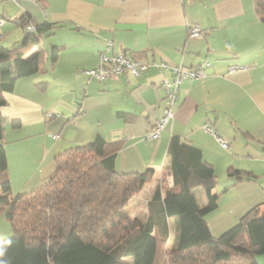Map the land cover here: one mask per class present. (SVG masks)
Wrapping results in <instances>:
<instances>
[{
	"label": "crops",
	"instance_id": "obj_1",
	"mask_svg": "<svg viewBox=\"0 0 264 264\" xmlns=\"http://www.w3.org/2000/svg\"><path fill=\"white\" fill-rule=\"evenodd\" d=\"M41 4L22 2L21 15L28 14L33 25L53 24V32L68 28L76 62L61 61L64 52L52 62L40 49L45 33L39 71L15 83V117L22 121L24 137L5 147L13 192L37 189L53 174L57 155L101 138L120 145L114 159L118 173L153 170L152 183L126 209L130 217L146 221L160 207L155 189L162 201L172 188L165 163L170 140L177 138L200 150L217 180L224 181L213 190L220 195L217 209L205 218L213 236L264 202V24L254 0H66L62 14L50 13L51 21L45 14L38 21L48 0ZM0 16L5 18L3 12ZM191 24L204 36L189 38ZM109 43L110 53L122 51L147 64V71L101 82L90 79L84 72L96 68ZM206 64L203 79H183L173 119L157 140L146 142L162 115V84L172 80L171 69ZM231 67L245 69L230 73ZM205 124L216 136L205 132ZM230 168L254 178L233 185L226 176Z\"/></svg>",
	"mask_w": 264,
	"mask_h": 264
},
{
	"label": "trees",
	"instance_id": "obj_2",
	"mask_svg": "<svg viewBox=\"0 0 264 264\" xmlns=\"http://www.w3.org/2000/svg\"><path fill=\"white\" fill-rule=\"evenodd\" d=\"M34 1L42 7V0ZM254 6L264 24V0H254ZM15 23L24 30L22 43L0 50V215L12 228L11 237L0 243V264H163V252L165 264H258L255 256L264 255V202L213 236L205 217L218 207L214 169L200 150L177 138L170 140L165 163L172 188L162 201L155 189L160 207L146 221L126 209L152 183L153 170L118 173L114 159L120 145L101 138L57 155L53 174L41 186L13 195L1 108L18 80L39 71L42 35L54 29L46 22L33 25L26 13ZM29 25L33 32H25ZM33 48L38 50L30 53ZM51 50L55 62L59 55ZM11 127L19 129L20 121ZM226 176L233 185L254 178L231 168ZM197 189L205 197L202 205Z\"/></svg>",
	"mask_w": 264,
	"mask_h": 264
},
{
	"label": "rangeland",
	"instance_id": "obj_3",
	"mask_svg": "<svg viewBox=\"0 0 264 264\" xmlns=\"http://www.w3.org/2000/svg\"><path fill=\"white\" fill-rule=\"evenodd\" d=\"M65 1L66 0H48V7L44 10V12H39V16L37 17L38 21H43L45 14H46V16H48L49 21H51L50 13L62 14L65 11L64 10ZM2 12L4 13L5 18H4V27L1 28V33H2L1 35L2 36L0 38V50H2V51L12 50V49L17 48L22 43V40L24 37V30L22 28H20L15 23V20L19 18L21 13H23V10L16 7L15 5L7 2V1H3L0 3V15ZM0 18H1V16H0ZM68 30H69L68 28H63V29L59 28V29H56L54 32L50 31L52 33L48 32L47 33L48 35L43 38V44L40 47V49L46 50L49 53V55H51V53H50V51H52L51 49L56 50L58 55L61 54V52H64L65 54H63L61 56L60 60L65 61L66 63L69 64L71 61L76 62V59H74L73 58L74 55H72L70 53L71 52V49H70L71 41L70 40H72L74 35L72 33H70V31H68ZM64 47H65V50H64ZM71 58H73V59H71ZM11 94L9 93V94L5 95V97L7 98V100H6L7 103H6V106L1 108V116L4 118L3 142L5 144V147L14 146L15 144L20 142L18 140H20L24 137L21 134V128L22 127L19 129H13L11 127L12 120H19L22 124L21 119L19 117H15V115H17V113H18V108L16 107V101H15L16 97L14 96V93H11ZM8 95H11L9 100L7 97ZM25 144H27V143H25ZM32 168H33V172H34L36 170V166L34 165V166H32ZM12 177H13V183H15V184L20 183L19 178H17L15 181L13 175H12ZM223 183H224V181L218 179L217 185H216L217 189H219V187H221L223 185ZM17 191H19V190H15L14 192L12 190L13 195H16ZM195 191H196L197 199H198L200 205H202V203L205 202L204 194H203L201 189H197ZM218 191H220V190H218ZM233 226H231V227H233ZM228 229H226V230H228ZM226 230H224L223 232H225ZM11 235H12L11 225L9 222H7L4 219V214H1L0 215V243L4 239L11 237ZM219 235H217L216 237H218ZM170 247H171V242L169 241L166 248L168 249ZM163 253H161V257H159V260L163 261V264H165L166 260L163 257ZM255 260L258 262V264H264V255H256Z\"/></svg>",
	"mask_w": 264,
	"mask_h": 264
},
{
	"label": "built area",
	"instance_id": "obj_4",
	"mask_svg": "<svg viewBox=\"0 0 264 264\" xmlns=\"http://www.w3.org/2000/svg\"><path fill=\"white\" fill-rule=\"evenodd\" d=\"M7 2L15 5L20 8L22 2L26 0H6ZM4 25V19L0 18V38H1V28ZM34 26L29 25L25 28V32H33ZM205 32H203L198 25L191 24L188 27V37L191 39L201 38L203 37ZM111 44L109 43L106 47L105 51L99 55V63L96 68L92 70L85 71L90 79L101 82L111 78H117L121 76H138L141 72H145L148 69L147 64H143L139 61L131 60L124 52L119 51L115 54L110 53ZM157 65V64H155ZM158 67V65H157ZM159 67L163 69L166 68L165 65L161 64ZM208 67V64L203 66H198L191 68L189 70H182L180 67H175L172 70V80L170 82H164L162 87L164 89L165 97H164V108L162 115L155 122L152 130L145 136L146 142H152L157 140L161 133L165 130L168 124L174 117L175 109L178 105L179 101V88L183 81V79H188L190 81L203 79L206 74L205 70ZM242 67H231L229 72H236L240 70H244ZM203 129L206 133L212 134L216 136V131L208 124L203 126ZM53 139H57V137H53ZM221 147L227 149V143L218 139Z\"/></svg>",
	"mask_w": 264,
	"mask_h": 264
}]
</instances>
